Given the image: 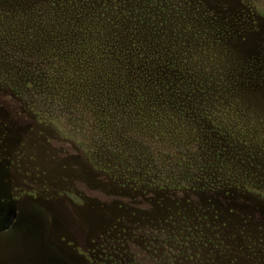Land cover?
<instances>
[{
    "label": "rangeland",
    "instance_id": "1",
    "mask_svg": "<svg viewBox=\"0 0 264 264\" xmlns=\"http://www.w3.org/2000/svg\"><path fill=\"white\" fill-rule=\"evenodd\" d=\"M0 264H264V0H0Z\"/></svg>",
    "mask_w": 264,
    "mask_h": 264
},
{
    "label": "trees",
    "instance_id": "2",
    "mask_svg": "<svg viewBox=\"0 0 264 264\" xmlns=\"http://www.w3.org/2000/svg\"><path fill=\"white\" fill-rule=\"evenodd\" d=\"M88 18H91V16H87ZM128 52V50L126 49V53ZM124 62H125V66H126V68H124V69H129V66H128V63H126L127 62V60H124ZM138 66H139V64H138ZM137 66V67H138ZM143 71H144V73L146 74L145 76H143V79H144V81L147 83V80H148V82L150 81V80H152L153 82L154 81H160L161 79H163L162 77H164L165 76V73H164V71H162V72H159L158 74H159V76H157L156 78H153V77H155V76H151V75H149L150 74V71H149V66H143ZM138 72H139V74H141L140 73V68L138 69ZM161 76V77H160ZM111 78H114L113 80H115V76L114 75H111V76H109V77H107V76H105L103 79L105 80V83L107 82V81H109ZM112 80V79H111ZM143 93H144V95H141L140 96V101L141 100H145L147 97L150 99V101H152V97L150 96V95H145V91H143ZM148 93H151V92H146V94H148ZM196 93V91L195 90H192V92H191V94H190V99H197L198 98V96L195 94ZM159 97H156V95H155V93L153 94V96H154V99H153V101L154 102H158V100H162V98H165L164 96H166L165 94L166 93H162V91H160L159 90ZM181 94L182 93H180L179 92V90L176 88V89H174V90H170V92H169V94H168V96H167V99H169V101H173V102H175V105L173 106V110H174V112H176V113H179V114H181V113H184V111L187 113L186 115L187 116H190L191 118H195L196 119V121H200L198 118H196V115L194 114V112L193 111H191L190 112V109H187V110H185L184 108H183V105H178V99L180 98L181 99ZM200 98V97H199ZM183 108V109H182ZM206 122V121H205ZM197 123H199V122H197ZM209 123H210V121H209ZM215 181L211 184V188L212 187H214V186H212V185H215ZM224 190H226V192L228 191V189L227 188H225Z\"/></svg>",
    "mask_w": 264,
    "mask_h": 264
}]
</instances>
